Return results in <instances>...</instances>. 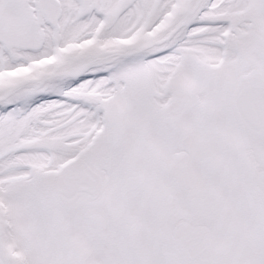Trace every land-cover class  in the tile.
Instances as JSON below:
<instances>
[{"label":"snow or ice","instance_id":"1","mask_svg":"<svg viewBox=\"0 0 264 264\" xmlns=\"http://www.w3.org/2000/svg\"><path fill=\"white\" fill-rule=\"evenodd\" d=\"M0 264H264V0H0Z\"/></svg>","mask_w":264,"mask_h":264}]
</instances>
